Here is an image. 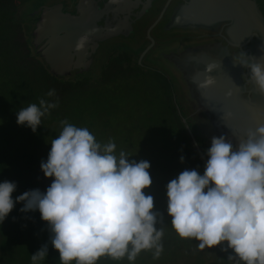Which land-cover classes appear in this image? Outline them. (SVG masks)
<instances>
[{
  "label": "clouds",
  "instance_id": "obj_1",
  "mask_svg": "<svg viewBox=\"0 0 264 264\" xmlns=\"http://www.w3.org/2000/svg\"><path fill=\"white\" fill-rule=\"evenodd\" d=\"M85 39L78 42V49ZM232 57L234 64L250 70L245 81L264 93V61L249 59L241 50ZM218 67L215 61L206 65L200 89L216 83L211 73ZM55 94L50 89L46 96ZM58 103L40 98L38 104L21 107L17 124L35 132ZM231 116L227 112L223 118ZM59 123L61 130L50 141L47 160L40 163L51 184L44 191H25L14 200L17 184L0 182V223L17 202L23 203L21 212L38 210L61 264H97L104 256L117 261L126 257L134 264L142 251H152L158 259L164 231L156 225L164 219L155 210L154 197L144 191L153 182L150 162L129 160L123 150L117 154L111 138L100 143L87 127L67 119ZM246 137L234 146L223 135L212 136L203 172L185 169L167 183V213L178 236L198 241L199 250L220 246L232 264H264V124L249 128ZM184 159L181 155V162ZM47 255L45 243L32 254V264Z\"/></svg>",
  "mask_w": 264,
  "mask_h": 264
},
{
  "label": "water",
  "instance_id": "obj_2",
  "mask_svg": "<svg viewBox=\"0 0 264 264\" xmlns=\"http://www.w3.org/2000/svg\"><path fill=\"white\" fill-rule=\"evenodd\" d=\"M163 2L43 0L29 11L24 4L21 18L32 53L54 76L75 80L93 71L96 64L98 75L101 74L106 53L102 60L100 58L108 45L126 43L134 48L141 47L144 39L136 46L133 35L142 22L152 16L149 10L157 11ZM156 14L158 19L146 30L149 42L132 65L152 69L142 64L141 58L154 43L150 30L161 20L155 33L166 36V42L154 49L152 59L165 65L169 75H175L183 98L194 108L196 116H203L202 121L196 122L201 136L211 142L212 136L223 135L234 146L238 145L240 139L247 138L249 128L254 130L264 124V93L245 81L250 70L234 64L232 57L241 50L249 55V59L254 56L256 60L264 61L261 51L264 0H166ZM83 37H86L83 47L78 49L77 44ZM213 61L219 64L211 73L216 83L208 89H200L198 83L207 74L205 67ZM229 90L231 96L226 95ZM172 93L174 101L173 90ZM173 104L205 163L207 158L188 125L187 115H182L175 101ZM227 112L232 116L224 119Z\"/></svg>",
  "mask_w": 264,
  "mask_h": 264
},
{
  "label": "trees",
  "instance_id": "obj_3",
  "mask_svg": "<svg viewBox=\"0 0 264 264\" xmlns=\"http://www.w3.org/2000/svg\"><path fill=\"white\" fill-rule=\"evenodd\" d=\"M20 1L0 0V182L8 180L17 184L16 190L12 193L14 200L15 197L25 191L36 188L41 190L39 177L43 172H37L39 158L35 149L45 145L46 135L42 132L45 127L44 123L49 120L60 122L67 119L73 124L75 120L83 119L84 113L80 108V103H85L87 108H100V112L105 113L103 109H106L107 106L102 103V99L91 96L95 94L93 87L103 84V88L107 89L119 80H123L127 84L134 79H146L151 83V86L160 89L162 93L159 95L161 98L159 107H154L156 116L154 114L151 117L147 116L151 128L150 132L145 134V138H147L146 135L149 133L150 141L158 147L152 149L149 146L147 150L143 143H136L133 149L129 150L127 143L131 141V138H128L131 136L120 132L118 134L108 132L111 128L109 120L103 126L107 134L104 135L107 136L105 143L111 138L117 145V154L120 150H123L130 155L129 160L139 161L144 159L150 162L149 172L153 182L144 191L146 195L154 197L155 210L163 214V223H158L156 227L160 225L163 230L169 231L165 242L166 247L163 248V252L158 259L153 258L152 251H146L149 257L138 256L134 264H145L146 260L152 264L155 260L177 258L181 253L179 249L182 246L187 248L190 242L197 243V241L180 238L172 228L171 217L167 213L166 185L185 169H197L202 173L204 161L195 150L191 138L172 103L169 92L171 82L168 80V76L158 70L151 71L152 73L149 70H142L139 65L133 67L134 65H131L132 49L123 48L119 44L113 45L112 49L110 48L112 51L116 50L115 52L111 53L109 49L107 62L102 67V72L99 75L101 77L97 78L98 80H94L95 78L91 80H69L54 76L48 71L45 64L32 53L27 38L28 33L24 31L22 24L24 20L21 17L19 19L17 16ZM92 80L95 82L91 83ZM50 89H55L56 94L54 97L46 96ZM108 90L112 91L113 89L108 88ZM40 98L59 101L58 107L50 110V114H53L52 117H50V114L42 117V124L37 127L35 132L26 125H18L16 113L19 109L27 107L30 103L38 104ZM111 99L114 98L111 97L106 100L107 103H110V107L113 105L110 102ZM107 113H110L109 109ZM92 117L88 124L91 127H93L95 120L93 114ZM109 117L107 115L108 119ZM188 125L196 134L197 142L202 146L203 141L198 136L196 124L189 121ZM98 142L103 143V140L98 138ZM207 148V146L202 147L204 154ZM144 151H147V153ZM181 155L185 158L183 162L180 160ZM22 207L23 203L17 202L5 220L0 223V244L3 239L9 238L8 234L10 232L16 235L14 237L17 240L19 237L23 238L28 234L30 235L29 232L35 231L37 228L46 229L48 237L43 241H49L50 233L47 229V223L41 219L39 211L24 213L20 211ZM30 243L31 247L36 245L34 242ZM35 248L37 246L32 248L31 253L36 251ZM207 252L212 257L214 256V261L217 264H231L227 259L228 253L221 251L220 246L207 248ZM229 252H231V249H229ZM58 260L59 252L53 249V259L48 260L49 264H55ZM198 261L201 262L202 260L197 258L196 262ZM72 264H75V261H72ZM97 264H130V262L126 257L117 261L104 256L97 261Z\"/></svg>",
  "mask_w": 264,
  "mask_h": 264
},
{
  "label": "rangeland",
  "instance_id": "obj_4",
  "mask_svg": "<svg viewBox=\"0 0 264 264\" xmlns=\"http://www.w3.org/2000/svg\"><path fill=\"white\" fill-rule=\"evenodd\" d=\"M20 1V0H19ZM43 0H21L20 3H18V11L17 16L20 19L21 17V11H23V5H26L27 11L32 9V7L39 6L40 3H42ZM57 1V0H54ZM35 10V9H34ZM33 10V11H34ZM32 13V12H31ZM20 14V16H19ZM164 43V42H162ZM112 44V43H111ZM119 44L123 48H129L134 50V48H131L128 44L124 43ZM115 45V44H113ZM109 46L106 48V55L105 53H102L100 60L105 55V58L102 61V67L106 64L109 52L113 47ZM147 45V42L143 43V48ZM161 43H154V45L151 47L150 50L146 51L144 55L141 58L142 64H145L147 66H150L152 69L142 67V70L151 72V71H161L163 74L168 76V80L171 82V86L169 88L171 100H172V90L174 91V101L178 104L182 115H187V118L190 122H193L196 124L197 121H202L203 116H196V113L194 112V108L191 107L190 104L187 103V101L183 98V95L181 94V87L177 85L175 75L172 74L169 75V73L166 71V66H161L159 64V61H155L152 59V54H155L154 49L157 46H160ZM137 46V44H136ZM111 48V49H110ZM142 46L137 48L135 51H131V57L132 62H135L138 59V56L141 53ZM110 49V50H109ZM116 50H111L112 52H115ZM132 65V63H131ZM133 66V65H132ZM141 66V65H139ZM135 67V65L133 66ZM93 71L88 72L83 75L82 78H76V79H99L101 76L98 75V64L93 66ZM102 72V70H101ZM152 73V72H151ZM173 73V72H172ZM99 77H98V76ZM97 79V80H98ZM94 80L90 81L91 83L95 82ZM179 83V82H178ZM106 87V84L104 85ZM108 88H112V91H109ZM93 91L95 94H92L91 96L100 97L102 99V103L107 106L105 110V113L100 112V108H92V107H86L85 103H80V108L83 110L84 113L83 119H77L73 122L74 125L78 127H87L92 134H94L96 140L99 139L103 140V143H105V140L107 136H104L105 130L103 128L104 123L109 120V124L111 125V128L108 130V132L111 131V133L118 134L125 133L128 134L131 137V141L127 143V148L129 150L133 149L136 143L141 144L143 143L146 146V149H149V146L153 149L154 147H158L155 145L152 141H150L149 133L147 138H145L146 132H150L151 124L150 120L147 116H153V114L156 116V110L155 106L159 107V100L161 98L159 97L161 93L160 89L155 88L154 86H151V83L146 81V79L138 80L134 79L130 83H125L123 80H119L114 84H111V87H107V89L103 88V84L100 86L93 87ZM158 95V96H157ZM113 97L114 99H111L110 102L113 103L112 107L109 106L110 103H107L106 100ZM172 100V103H174ZM174 105V104H173ZM109 109L110 113H107V110ZM177 114L179 115L180 120L183 122V117L180 115L179 111L176 110ZM92 114L95 116L93 127L89 126L90 120L92 117ZM52 117V113L50 114ZM107 115H109V119L107 118ZM88 122H87V119ZM184 124V122H183ZM45 127L42 130V132L46 135L45 138V145H42L35 149V152L37 153V156L39 158V164L37 165V172L41 173L42 170L40 168V163L42 160L46 161L48 152L51 148L50 141L56 137V135L59 134L61 130L60 123L57 120H49L44 123ZM185 126V124H184ZM159 127V126H158ZM186 128V127H185ZM198 136L203 141L202 147L204 146L210 147L211 142L207 139L202 137V132L199 131V129L196 127ZM50 132V133H49ZM49 133V135H48ZM107 135V134H106ZM114 136V135H113ZM119 146V144H118ZM201 146V144H200ZM147 149V150H148ZM118 150H120L118 148ZM121 151V150H120ZM147 153V151H144ZM152 163V160H151ZM37 177V176H36ZM39 177V176H38ZM39 187L42 191L46 190V188L51 184L52 178H47L44 176V173L39 177ZM157 228H161L160 225L157 226ZM164 235L162 237V244L163 248L166 247V239L167 234H169L168 230H163ZM30 235L24 236L23 238H18L16 240V235L13 233H9V238L3 239L0 246V264H32L31 256L32 254L36 253L37 250L45 243H48V255L46 258L42 261H39L38 264H49L48 260L53 259V246L49 243V241H43L48 237L46 229H39L37 228L35 231L29 232ZM177 236L176 234H173ZM15 236V237H14ZM181 238V237H180ZM34 242L36 245L31 247V243ZM174 245V244H173ZM182 246V244H180ZM197 243L190 242L189 247L184 248L182 246L179 247V251L181 252L177 258H169V259H162V260H155L152 264H217L214 260V256L212 257L209 252H207V247L204 249L205 251H201L197 247ZM37 246L36 251L32 252V248ZM22 251V252H20ZM30 252V253H28ZM138 256L146 257L149 255L146 251H142ZM137 256V257H138ZM201 259V262H196V259ZM55 264H61V261L58 260L55 262ZM72 264V262H71ZM145 264H150V261L146 260Z\"/></svg>",
  "mask_w": 264,
  "mask_h": 264
},
{
  "label": "flooded vegetation",
  "instance_id": "obj_5",
  "mask_svg": "<svg viewBox=\"0 0 264 264\" xmlns=\"http://www.w3.org/2000/svg\"><path fill=\"white\" fill-rule=\"evenodd\" d=\"M166 2V0H164V2H163V5H164V3ZM163 5H161V6H159L158 7V9H157V11L158 10H160L161 8H162V6ZM149 11H151L152 12V16L149 18V19H147V21L146 22H142V24H141V26H139L138 28H137V31H135V35H133L134 37H135V44H138V43H141L140 42V39H144V41L145 42H149V39H148V37H147V33H146V30H147V28L149 27V25L150 24H152L155 20H157L158 19V16H157V14H156V10H154V9H151V10H149ZM145 14H147V12H145ZM141 15V14H140ZM135 23H137V24H135V25H139V22H135ZM161 23V20L156 24V25H154V27L150 30V35L154 38V43L156 42V43H162V42H166V36H164V35H162V36H158V35H156V33L155 32H157L158 30H155V27L156 26H158L159 24ZM145 42H143V43H145ZM154 43H153V45H154ZM131 48H134V47H131ZM138 48V47H137ZM137 48H134V50H136ZM141 49H143V47L141 48ZM151 49V48H150ZM149 49V50H150ZM134 50H132V51H134ZM142 51V50H141Z\"/></svg>",
  "mask_w": 264,
  "mask_h": 264
},
{
  "label": "bare ground",
  "instance_id": "obj_6",
  "mask_svg": "<svg viewBox=\"0 0 264 264\" xmlns=\"http://www.w3.org/2000/svg\"><path fill=\"white\" fill-rule=\"evenodd\" d=\"M109 46H111V45H108L106 48H108ZM106 48L105 49H103V53H105L106 51ZM216 127V126H215Z\"/></svg>",
  "mask_w": 264,
  "mask_h": 264
}]
</instances>
